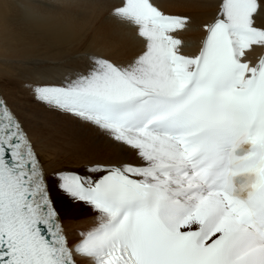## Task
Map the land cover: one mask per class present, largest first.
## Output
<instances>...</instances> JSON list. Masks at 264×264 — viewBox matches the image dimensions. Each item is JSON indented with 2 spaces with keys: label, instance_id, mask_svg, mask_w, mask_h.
Listing matches in <instances>:
<instances>
[{
  "label": "snow or ice",
  "instance_id": "obj_1",
  "mask_svg": "<svg viewBox=\"0 0 264 264\" xmlns=\"http://www.w3.org/2000/svg\"><path fill=\"white\" fill-rule=\"evenodd\" d=\"M259 0H221L198 55L180 53L186 17L154 0H112L144 41L126 64L31 86L34 101L102 130L117 164L58 172L96 225L73 243L24 121L0 96V264H264V47Z\"/></svg>",
  "mask_w": 264,
  "mask_h": 264
},
{
  "label": "bare ground",
  "instance_id": "obj_2",
  "mask_svg": "<svg viewBox=\"0 0 264 264\" xmlns=\"http://www.w3.org/2000/svg\"><path fill=\"white\" fill-rule=\"evenodd\" d=\"M111 2L0 0V89L24 121L49 180L57 177L58 172L83 174L125 158L122 146L102 130L37 103L31 92V86L36 84L60 83L85 71L93 55L126 64L141 52L143 40H134L119 31L117 20L110 15ZM259 2L264 7V0ZM154 3L165 14L186 17L188 23H193L195 30L181 33L178 39L197 43L206 33L205 25L217 18L221 0H154ZM262 21L264 12L257 18L258 25ZM196 43L183 53L197 51ZM263 54L264 47L254 45L249 58L255 60ZM60 197L55 198L60 218L75 222L69 226V238H73L75 230L86 229L75 225L89 221L92 227L96 225L97 214L88 204H73L66 195L62 196L65 200L62 202ZM87 263L88 259L80 260V264Z\"/></svg>",
  "mask_w": 264,
  "mask_h": 264
},
{
  "label": "rangeland",
  "instance_id": "obj_3",
  "mask_svg": "<svg viewBox=\"0 0 264 264\" xmlns=\"http://www.w3.org/2000/svg\"><path fill=\"white\" fill-rule=\"evenodd\" d=\"M117 22V25H118V27H119V31L122 33V34H126V35H128V36H130V37H132L134 40H142L141 38H139L137 35H136V30L134 29V28H132V27H129V26H127V25H124V24H121L120 22H118V21H116ZM190 30H195V25H193V23H188L187 22V24H186V26L184 27V29H182V30H178L176 33H174L173 35L176 37V38H178V35H180L181 33H184V32H186V31H190ZM180 40H181V45H180V50H182V52H185L186 50L187 51H189V50H191V49H193V47H194V45H195V43H194V41H192V40H188V39H186V40H183V39H181L180 38ZM144 42V41H143ZM93 56H96V55H93ZM98 56V55H97ZM99 57H101V56H99ZM104 58V57H103ZM50 182H49V184H51L50 185V188L52 189V191H53V196H54V199L56 198V195L58 196V197H60L61 199H62V202L63 201H65L64 199H63V197L62 196H64L65 194L59 189V186H58V177H54V178H52V179H50L49 180ZM55 191H54V190ZM57 193V194H56ZM73 204H77V201H74L73 200ZM91 208V207H90ZM63 221H64V223H65V226H66V230H67V232H68V236H69V232L71 231V228L69 227L74 221L72 220V219H68V218H64L63 219ZM75 223V222H74ZM86 223V222H85ZM82 225V226H81ZM76 227L75 228H77V227H85L86 229H84V231H80V230H75L74 231V236H73V238L71 239V241H75L78 237H80L81 236V233H84L85 231H88V230H90V229H92L93 227L91 226V221H89V223L87 224H84V222L83 223H81L80 225H75Z\"/></svg>",
  "mask_w": 264,
  "mask_h": 264
}]
</instances>
